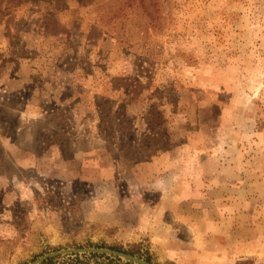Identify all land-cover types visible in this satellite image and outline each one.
<instances>
[{"label":"rangeland","instance_id":"374dc122","mask_svg":"<svg viewBox=\"0 0 264 264\" xmlns=\"http://www.w3.org/2000/svg\"><path fill=\"white\" fill-rule=\"evenodd\" d=\"M115 245L264 264V0H0V264Z\"/></svg>","mask_w":264,"mask_h":264},{"label":"water","instance_id":"95a60500","mask_svg":"<svg viewBox=\"0 0 264 264\" xmlns=\"http://www.w3.org/2000/svg\"><path fill=\"white\" fill-rule=\"evenodd\" d=\"M79 253H99V254H106L114 257H119L124 259L125 261H130L135 264H152L144 257L107 247H95V246H86V247H69L63 248L59 250H54L48 253L41 255L40 257L32 260L28 264H41L44 261L48 260L49 258L57 257L63 254H79Z\"/></svg>","mask_w":264,"mask_h":264},{"label":"trees","instance_id":"16d2710c","mask_svg":"<svg viewBox=\"0 0 264 264\" xmlns=\"http://www.w3.org/2000/svg\"><path fill=\"white\" fill-rule=\"evenodd\" d=\"M102 246H105V245H102ZM110 248L112 249H117V250H122V251H126V252H129V253H132V254H140L138 249H136L134 246H131L130 248H124L122 246H109ZM91 256L93 257H105L107 259H117V260H120L121 258L119 257H113V256H110V255H106V254H98V253H90ZM77 256V254H76ZM55 258H50L48 259L47 261H45L43 264H47V263H53L55 262ZM147 260L148 261H151L149 257H147ZM124 264H135L133 262H130V261H123Z\"/></svg>","mask_w":264,"mask_h":264},{"label":"crops","instance_id":"0c3cea01","mask_svg":"<svg viewBox=\"0 0 264 264\" xmlns=\"http://www.w3.org/2000/svg\"><path fill=\"white\" fill-rule=\"evenodd\" d=\"M170 156H171V155H170ZM186 173H187V172H185V173H184V174H185V176H187V175H186ZM182 178L185 180V177H182ZM156 235H157V234H155V236H156Z\"/></svg>","mask_w":264,"mask_h":264}]
</instances>
